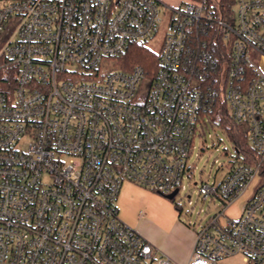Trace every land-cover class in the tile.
I'll use <instances>...</instances> for the list:
<instances>
[{
	"label": "built area",
	"instance_id": "1",
	"mask_svg": "<svg viewBox=\"0 0 264 264\" xmlns=\"http://www.w3.org/2000/svg\"><path fill=\"white\" fill-rule=\"evenodd\" d=\"M163 25L152 74L126 67ZM263 64L264 0H0V264H177L117 200L126 181L179 193L223 106L251 150L200 187L224 208L188 264H264V181L220 222L264 176Z\"/></svg>",
	"mask_w": 264,
	"mask_h": 264
},
{
	"label": "rangeland",
	"instance_id": "2",
	"mask_svg": "<svg viewBox=\"0 0 264 264\" xmlns=\"http://www.w3.org/2000/svg\"><path fill=\"white\" fill-rule=\"evenodd\" d=\"M165 26L146 46L154 53H159L165 35ZM264 67V64H263ZM205 134L194 138L188 159L190 168L183 180V188L174 199L167 198L156 190L142 187L132 182H124L117 200L120 218L131 228L141 231V226L152 225L170 231L173 223L179 219L194 233L202 224L223 211L224 205L218 199H204L200 187L204 183L219 182L230 171L236 161L234 142L228 131L219 123H209ZM264 181L258 176L250 189L236 199L221 216V224L228 219L237 220L244 205L250 200L257 186ZM218 264H246L242 255H232Z\"/></svg>",
	"mask_w": 264,
	"mask_h": 264
},
{
	"label": "crops",
	"instance_id": "3",
	"mask_svg": "<svg viewBox=\"0 0 264 264\" xmlns=\"http://www.w3.org/2000/svg\"><path fill=\"white\" fill-rule=\"evenodd\" d=\"M141 231V235L168 255L175 263L188 264L190 262L196 235L179 219L173 223L168 232L152 225L141 226Z\"/></svg>",
	"mask_w": 264,
	"mask_h": 264
},
{
	"label": "trees",
	"instance_id": "4",
	"mask_svg": "<svg viewBox=\"0 0 264 264\" xmlns=\"http://www.w3.org/2000/svg\"><path fill=\"white\" fill-rule=\"evenodd\" d=\"M226 1V0H224ZM157 54L147 48L146 45H134L122 58L126 67H131L133 65H141L148 71L149 74H152L153 69L156 68ZM220 117L218 122L220 126L225 128L231 140L237 147L246 152H250V146L247 143L246 133L241 129V127L233 122L228 114V108L223 106L221 108Z\"/></svg>",
	"mask_w": 264,
	"mask_h": 264
},
{
	"label": "water",
	"instance_id": "5",
	"mask_svg": "<svg viewBox=\"0 0 264 264\" xmlns=\"http://www.w3.org/2000/svg\"><path fill=\"white\" fill-rule=\"evenodd\" d=\"M178 194V190H176L175 192H173L172 194L168 195L167 198L169 199H174L175 196Z\"/></svg>",
	"mask_w": 264,
	"mask_h": 264
}]
</instances>
